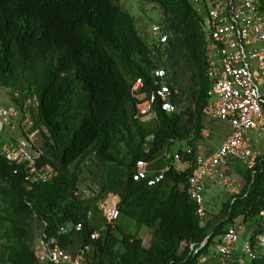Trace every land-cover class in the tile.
<instances>
[{"label": "trees", "instance_id": "16d2710c", "mask_svg": "<svg viewBox=\"0 0 264 264\" xmlns=\"http://www.w3.org/2000/svg\"><path fill=\"white\" fill-rule=\"evenodd\" d=\"M148 1L160 7L163 42L145 39L116 0H0V87L10 90V102L20 109L30 97L35 101L26 105L32 127L39 128L41 160L57 169L26 185L23 168L13 172L0 154L2 264H43L33 246V218L44 220L43 230L62 247L86 243L87 264H218L216 237L237 221L253 222L247 237L253 240L264 208V154L256 155L251 168L232 167L242 183L200 224L186 179L206 125L201 107L207 41L188 0ZM155 66L164 68L175 89L170 100L176 109H157L153 119L139 121L134 102L153 86ZM137 76L142 84L135 96L129 87ZM164 151L188 159L186 166H169L150 185L131 178L135 159L153 160ZM88 158L102 173L86 184L91 193L81 196L80 164ZM108 192L118 196V214L90 238L89 231L104 223L103 216L101 223L94 218ZM74 222L79 229L57 232L58 225ZM140 227L148 233L145 244ZM203 238L190 253L187 242ZM222 264H264V251L242 263L233 253Z\"/></svg>", "mask_w": 264, "mask_h": 264}, {"label": "built area", "instance_id": "2783aa9c", "mask_svg": "<svg viewBox=\"0 0 264 264\" xmlns=\"http://www.w3.org/2000/svg\"><path fill=\"white\" fill-rule=\"evenodd\" d=\"M194 11L200 15V24L207 41L205 49L206 99L201 112L210 120L216 119L228 126L223 138L208 151L196 150L193 154V166L187 175L186 192L194 203V212L202 224L207 215L204 208V188L208 183H228L227 161L238 159L241 164L251 168L258 154L251 145L249 132L257 136L264 135V9L261 0H188ZM153 41L163 42L166 33L159 24L150 26ZM153 86L142 98L134 102V116L139 121H148L155 117L157 109L170 112L176 109L170 100L174 88L165 81V70L161 66L150 69ZM142 79L135 77L129 87L130 92L138 96ZM20 109L12 102L3 103L0 99V154L13 165L15 172L23 168L26 185L44 181L53 176L57 169L51 162L41 160L43 147L39 137V128L32 127L26 103ZM43 128V127H41ZM207 126L200 129L206 135ZM147 135L146 138H149ZM185 152H190L189 148ZM167 158L164 165L150 169L145 158L135 159L131 178L154 184L162 177L169 166L181 169L188 159L182 160L176 151H164ZM20 165V166H19ZM19 166V167H18ZM113 200H110V198ZM116 196L108 192L99 204L103 222L98 228L89 231L94 238L118 214ZM258 230L253 240L244 239L241 253L247 258L264 251V208L258 211ZM45 222L40 220L38 244L35 246L37 258L43 264H87L83 254L87 244L75 248L59 245L55 235L44 230ZM80 228L79 222L62 223L57 232L61 233L70 226ZM236 222L225 225L217 235L213 245L218 264L232 256L237 239ZM205 238L197 244L189 241L190 253H195ZM204 259L200 256L198 261ZM238 261L245 260L238 255ZM177 264V263H174Z\"/></svg>", "mask_w": 264, "mask_h": 264}, {"label": "rangeland", "instance_id": "374dc122", "mask_svg": "<svg viewBox=\"0 0 264 264\" xmlns=\"http://www.w3.org/2000/svg\"><path fill=\"white\" fill-rule=\"evenodd\" d=\"M117 3L126 9L133 17L135 27L137 31L147 40L153 39L151 36L150 26L152 24H159L161 20V10L158 4L148 0H116ZM0 99L3 103L10 102V90L0 87ZM30 106H34L35 101L32 97L29 98ZM207 132L206 135L202 136L198 142L202 144L199 150L208 151L214 143L220 141L225 132L228 130V126L216 119L210 120L205 116ZM208 119V120H207ZM40 134V133H39ZM251 138V145L254 150L259 154H264V135L257 136L252 132H249ZM40 137V135H39ZM41 138V137H40ZM41 142V141H40ZM182 147L184 143L182 142ZM161 160V165H164L167 161L165 156H158ZM236 167L239 170L243 169V164L238 159L229 158L227 161L228 172V183H208L204 188V208L206 215H209L210 212H215L221 204V201L228 196L230 192L236 191L240 184L242 183V176L239 172L234 171L232 167ZM102 173V167L99 164H95L89 158L86 159V162L80 164V181H79V190L81 196H87L91 193V189L86 185H92L96 183L97 178L100 177ZM115 195V194H114ZM106 196V195H105ZM116 196V195H115ZM103 199L97 202V205L102 202ZM100 207V206H99ZM101 210V209H100ZM95 222H102V213L99 211L95 214ZM239 218L236 219V221ZM236 222V232L237 239L234 244L232 253H236L241 256L244 260H247V256L240 251L241 243L249 235V231L253 226L252 221H246L243 223ZM32 240L33 246L38 244L40 223L39 220L33 218L32 221ZM133 228V224L131 226ZM139 234L142 236V242L145 244L147 241L148 233L144 227L139 228ZM0 264H2L0 262ZM7 264V263H6Z\"/></svg>", "mask_w": 264, "mask_h": 264}, {"label": "crops", "instance_id": "0c3cea01", "mask_svg": "<svg viewBox=\"0 0 264 264\" xmlns=\"http://www.w3.org/2000/svg\"><path fill=\"white\" fill-rule=\"evenodd\" d=\"M208 120V119H207ZM219 141H217L216 143H214L213 145H212V147L215 145V144H217ZM202 146V144L201 143H199V142H197V150H199V148ZM211 147V148H212ZM210 148V149H211ZM200 151H203V150H200ZM161 160L159 159V158H156V159H153V160H150L149 161V167H150V169H155V168H158V167H160L161 166ZM213 183H216V182H213ZM206 186V185H205ZM116 195V194H115ZM116 199H118V196L116 195ZM110 200H113V198L111 197L110 198Z\"/></svg>", "mask_w": 264, "mask_h": 264}]
</instances>
